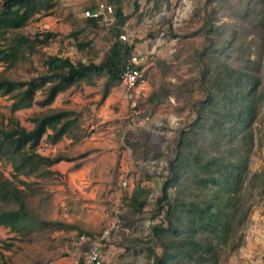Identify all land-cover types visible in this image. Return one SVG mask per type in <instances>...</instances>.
<instances>
[{
    "label": "rangeland",
    "instance_id": "1",
    "mask_svg": "<svg viewBox=\"0 0 264 264\" xmlns=\"http://www.w3.org/2000/svg\"><path fill=\"white\" fill-rule=\"evenodd\" d=\"M42 1L44 9L22 26L14 30L4 29L0 36V46L11 44L15 35L30 39L20 46L12 61L0 62L1 76L24 81L45 74L44 61L49 55L68 57L73 62L99 63L115 40L114 33L121 31L127 36L124 42L134 45L132 52L144 56L143 67L149 79L150 93L158 91L165 95L156 104L149 103L146 97L138 100L135 106H130L129 99L126 105L110 100L106 108L110 118H103L99 123L102 118L93 115L102 131L108 132L112 128L120 135L123 146L130 149L129 160L126 161L130 167L121 179L117 174L113 182L116 194L104 200L102 208L95 210L94 215L88 211L78 213L69 205L68 208L59 203L53 205L50 192L45 190L47 183L44 179L49 174L46 177L42 175L45 173L44 165H39L30 175L33 180L28 181L30 176L15 174L8 156L0 154V179L12 181L32 216L39 220L57 219L67 224L45 226L34 220L36 223L31 228L21 231L0 226V264H77L80 259L85 260L93 245L99 247L104 264H146L149 258H155L149 257L145 248L154 243L151 227L162 218V212H157L156 200L169 173L168 162L175 158L180 131L193 123L205 98L199 80L202 62L198 52L216 41L215 29L227 39L237 35L243 40L238 56L228 54L231 42L225 46L226 59L231 63H242L247 53L254 60L260 78L258 92L262 103L250 129L252 138L241 152L249 170L264 175V0H120L122 14L126 18L109 29L104 24L85 27L83 11L95 5L97 0ZM1 6L2 0L0 9ZM46 31L55 36L41 41ZM71 33H76V36H71ZM88 41L91 43L80 49V43ZM65 90H68L65 96L80 94L82 100L95 93L101 94L94 101V109L99 108L107 93L124 95L121 84L108 82L106 73L89 75L59 92ZM17 93L18 90L10 94L0 93L2 129H7L13 122L28 128L33 124L32 116L60 108L58 103L66 106L69 103L63 96L50 107L40 106L35 102L43 97L44 88L40 87L34 92V102L14 109L12 102ZM70 110L75 111L71 116L75 125L65 135L76 140L86 135L83 131L86 121L82 114H87L90 108ZM216 138L219 139L220 135ZM228 145V151L235 153L234 144ZM215 147L226 150L221 147V140L216 141ZM24 179L28 182H21ZM122 180L128 181L126 187L121 185ZM136 186L146 190L143 194L146 204L140 211L133 210L129 202V195ZM167 191L170 193L171 188ZM119 197L124 200L121 226L108 238L99 240L106 223L105 213ZM246 200L248 214L238 229L243 241L233 252L224 248L219 254L218 264H264V196L259 197L257 190L250 189L246 192ZM0 208L15 209L17 206L7 199L4 202L0 200ZM88 217H93L95 222L91 220L86 224ZM70 218L71 221L68 220ZM155 250L160 254L159 247Z\"/></svg>",
    "mask_w": 264,
    "mask_h": 264
},
{
    "label": "trees",
    "instance_id": "2",
    "mask_svg": "<svg viewBox=\"0 0 264 264\" xmlns=\"http://www.w3.org/2000/svg\"><path fill=\"white\" fill-rule=\"evenodd\" d=\"M108 2L115 4V23H122L126 17L122 14L120 0ZM42 3V0H2L0 36L4 29L14 30L44 9ZM84 22L85 27L103 25L101 18L85 17ZM214 33L216 41L198 52L202 62L199 80L205 98L193 123L180 131L175 158L168 162L169 173L156 200L157 212H162V218L151 227L154 243L145 248L148 256L155 258H149L146 264H218L219 254L224 248L233 252L243 241L238 229L248 214L246 192L257 190L259 197L264 196V175L249 170L241 152L252 138L250 129L262 103L258 92L260 78L249 53L244 54L243 62L239 64L226 59L228 54H240L242 39L237 35L227 39L218 29ZM114 34L117 36L118 33ZM54 36V33L46 31L41 41ZM71 36H76V33H71ZM116 39L99 63L73 62L68 57L49 55L44 61L45 74L24 81L0 75V93L10 94L18 90L12 102L15 109L34 102V92L40 87L44 88L43 97L35 102L46 106L53 102L59 91L89 75L106 73L108 82L119 83L134 45ZM28 40L26 36L15 35L11 44L0 46V62L12 61L20 46ZM228 42H231L230 52L226 55ZM90 43H80L79 47L82 49ZM164 95L152 91L146 99L156 104ZM74 114V110L56 108L32 116L30 129L15 122L7 129L0 128V154L8 156L15 174L28 175L39 165L49 166L68 159L61 155L44 157L36 149L43 136L47 142L55 143L73 129L75 120L71 116ZM48 128L51 133H47ZM217 140H221V147L226 150L215 147ZM231 142L235 153L228 151ZM169 188L170 193L167 191ZM145 192L140 186L131 191L129 202L133 210L140 211L145 206ZM20 194L12 181L0 179V200L11 199L17 206L15 209L0 208V226L21 231L31 228L36 223L34 220H39L26 208ZM38 222L45 226L67 225L58 220ZM78 231L84 233L80 229ZM157 247L160 254L155 250ZM83 263V259L77 262Z\"/></svg>",
    "mask_w": 264,
    "mask_h": 264
},
{
    "label": "crops",
    "instance_id": "3",
    "mask_svg": "<svg viewBox=\"0 0 264 264\" xmlns=\"http://www.w3.org/2000/svg\"><path fill=\"white\" fill-rule=\"evenodd\" d=\"M67 91L59 92L53 102L45 107L56 104L57 100L60 101ZM100 95L95 93L91 98H88L89 96L85 97V100H82L83 97L80 94L66 95V100H69L68 106L58 103L57 105L60 108L79 109L85 106L90 108L87 114H82V118L86 121V124L83 125L85 126L83 131L86 135L75 140L72 136L64 134L55 143L47 142L45 136H43L40 145L36 149V152L44 157L52 158L61 155L68 158L45 166V173L42 175L46 177L49 174L44 180L47 183L45 190L50 192L51 195V203L53 205L57 203L62 206L66 205L67 208L69 205L78 213L88 211L92 212L91 215L96 214V211L102 208L104 200L111 198L112 194H116L113 191V182L116 181V175L118 174L121 179L123 173L130 167L126 165V161L129 160L130 149L123 146L124 143L120 135L115 133L112 128L108 132L102 131L99 128L101 126H97L93 117V115H96L97 118H102L101 121H98L101 123L104 119L110 118V112H106L110 100L119 101L120 104L126 105L128 98L125 93L124 95L119 93L110 95L107 93L99 108L94 109L96 106L94 101L98 100ZM88 102L90 103L88 104ZM32 126L33 124L25 128L30 129ZM51 132L52 130L48 128L47 133ZM78 155L83 156L79 157ZM33 172L28 176L32 175ZM27 180L33 179L30 176ZM76 207L81 209L77 210ZM68 220L71 221L72 218ZM91 220H93V217L85 219V222H88L86 224H90ZM93 221L95 222V220Z\"/></svg>",
    "mask_w": 264,
    "mask_h": 264
},
{
    "label": "built area",
    "instance_id": "4",
    "mask_svg": "<svg viewBox=\"0 0 264 264\" xmlns=\"http://www.w3.org/2000/svg\"><path fill=\"white\" fill-rule=\"evenodd\" d=\"M83 16L86 18H101L108 29L116 26L114 7L107 0H97L94 7L83 11ZM116 38L121 41L127 40L126 33L121 31L115 36ZM143 63L144 56L140 53L132 52L120 75L119 83L130 100V106H135L138 100L146 98L150 93L149 79ZM127 184V180H122L121 185L123 187H126ZM123 207L124 200L122 198L119 197L113 201L111 209L105 213L106 223L99 240L108 238L112 231L120 228ZM83 264H104L97 245H93L89 249Z\"/></svg>",
    "mask_w": 264,
    "mask_h": 264
}]
</instances>
